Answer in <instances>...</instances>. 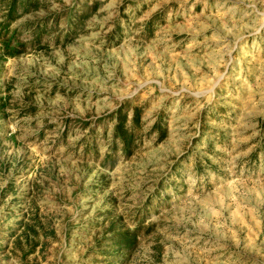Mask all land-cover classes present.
<instances>
[{
    "label": "rangeland",
    "instance_id": "374dc122",
    "mask_svg": "<svg viewBox=\"0 0 264 264\" xmlns=\"http://www.w3.org/2000/svg\"><path fill=\"white\" fill-rule=\"evenodd\" d=\"M38 1L0 62V264H264V0Z\"/></svg>",
    "mask_w": 264,
    "mask_h": 264
},
{
    "label": "trees",
    "instance_id": "16d2710c",
    "mask_svg": "<svg viewBox=\"0 0 264 264\" xmlns=\"http://www.w3.org/2000/svg\"><path fill=\"white\" fill-rule=\"evenodd\" d=\"M39 6L38 0H0V62L17 57L24 51L25 44L9 27L21 13L32 12ZM18 10H20L19 14H17ZM38 39L39 33L36 34V40L38 41ZM111 117L113 120L111 138L119 144L124 155H130L134 132L139 122V110L132 108L128 118L127 111L122 104L111 114ZM153 128L158 130V140H161L165 135L163 128L159 124H153ZM118 235L113 237V243L122 244L125 247L123 249L132 245L133 238L125 237L123 233Z\"/></svg>",
    "mask_w": 264,
    "mask_h": 264
}]
</instances>
